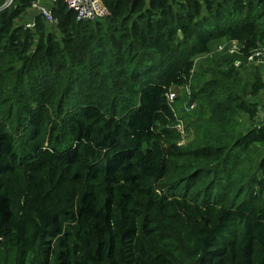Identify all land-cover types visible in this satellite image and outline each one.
I'll list each match as a JSON object with an SVG mask.
<instances>
[{"label": "trees", "instance_id": "1", "mask_svg": "<svg viewBox=\"0 0 264 264\" xmlns=\"http://www.w3.org/2000/svg\"><path fill=\"white\" fill-rule=\"evenodd\" d=\"M31 1L0 10V261L264 264V68L247 61L264 0H101L96 20L56 0L57 25L29 29Z\"/></svg>", "mask_w": 264, "mask_h": 264}, {"label": "built area", "instance_id": "2", "mask_svg": "<svg viewBox=\"0 0 264 264\" xmlns=\"http://www.w3.org/2000/svg\"><path fill=\"white\" fill-rule=\"evenodd\" d=\"M56 0H32L30 6L28 8V12L30 13L28 20L25 22V27L29 29H33L35 27L36 21L35 17L40 16L49 26L57 25V19L53 15L52 5ZM67 5L68 9H71L75 12L76 18L78 20H96L105 17L108 15V10L101 0H63ZM14 4V0H3L0 5V10L11 7ZM226 47V45H219L218 50H222ZM228 52L231 54L238 53L239 54V46L236 42H232L228 46ZM248 62H254L256 64H260L264 68V50L256 49L251 54L247 56ZM240 60L235 59L234 64L240 65ZM264 76V70H263ZM189 93V92H188ZM168 98L173 101L175 98V94L170 92L168 94ZM195 106V103L192 101L189 105H186L185 109L191 110ZM260 116L264 118V108L260 109ZM183 122L178 121L175 125V129L180 134V144L181 140L185 136V131L183 127ZM183 144V142H181Z\"/></svg>", "mask_w": 264, "mask_h": 264}, {"label": "rangeland", "instance_id": "3", "mask_svg": "<svg viewBox=\"0 0 264 264\" xmlns=\"http://www.w3.org/2000/svg\"><path fill=\"white\" fill-rule=\"evenodd\" d=\"M172 92L175 94V96L178 97V102L176 103V106L178 108H181V107H183V106H185L187 104L186 103V96H185V88L183 86H181V87L179 86L178 88H175ZM262 99L263 100H262V105L261 106L264 107V96L262 97ZM193 111L189 112V114L191 115L193 113ZM182 125L184 127L185 136L183 137V139L181 140V142H183V144L186 145L188 142L191 141V139L193 137V134L189 130L188 131L185 130L184 124H182ZM179 141H180V139H179ZM181 142H180V144H182ZM0 264H4V263L0 261Z\"/></svg>", "mask_w": 264, "mask_h": 264}, {"label": "water", "instance_id": "4", "mask_svg": "<svg viewBox=\"0 0 264 264\" xmlns=\"http://www.w3.org/2000/svg\"><path fill=\"white\" fill-rule=\"evenodd\" d=\"M179 36H181V34L179 33Z\"/></svg>", "mask_w": 264, "mask_h": 264}]
</instances>
